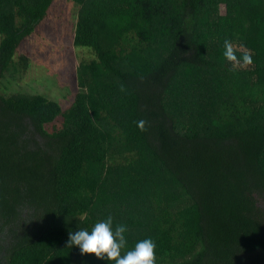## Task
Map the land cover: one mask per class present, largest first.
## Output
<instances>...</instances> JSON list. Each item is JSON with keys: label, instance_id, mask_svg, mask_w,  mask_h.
<instances>
[{"label": "trees", "instance_id": "1", "mask_svg": "<svg viewBox=\"0 0 264 264\" xmlns=\"http://www.w3.org/2000/svg\"><path fill=\"white\" fill-rule=\"evenodd\" d=\"M53 1L0 0V86ZM67 1L71 103L0 87V264H108L69 235L109 216L122 254L264 264V0Z\"/></svg>", "mask_w": 264, "mask_h": 264}, {"label": "rangeland", "instance_id": "2", "mask_svg": "<svg viewBox=\"0 0 264 264\" xmlns=\"http://www.w3.org/2000/svg\"><path fill=\"white\" fill-rule=\"evenodd\" d=\"M76 18L77 8L73 3L54 0L47 19L17 52V57L29 58L30 68L19 79H3L0 87L5 91L2 92L42 94L58 102L62 108L67 107L77 92L79 63L92 58L86 51L72 45Z\"/></svg>", "mask_w": 264, "mask_h": 264}, {"label": "clouds", "instance_id": "3", "mask_svg": "<svg viewBox=\"0 0 264 264\" xmlns=\"http://www.w3.org/2000/svg\"><path fill=\"white\" fill-rule=\"evenodd\" d=\"M227 46V42H226ZM225 56L228 60H236L230 46H227ZM246 63H251V57L245 56ZM143 126V121L140 122ZM126 225H117L113 230V220L97 222L91 231L78 230L69 235V245L78 247L81 254L94 255L98 259H106L108 264H156V244L151 238L138 241L131 250L123 252L127 246Z\"/></svg>", "mask_w": 264, "mask_h": 264}]
</instances>
